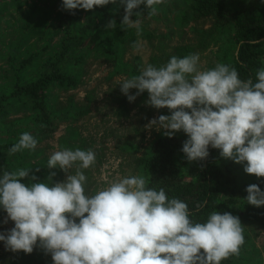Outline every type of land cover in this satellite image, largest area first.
I'll return each instance as SVG.
<instances>
[{"label": "clouds", "instance_id": "9594fccd", "mask_svg": "<svg viewBox=\"0 0 264 264\" xmlns=\"http://www.w3.org/2000/svg\"><path fill=\"white\" fill-rule=\"evenodd\" d=\"M163 2L63 0L62 9L74 15L72 10L78 8L123 6L121 27H135L141 36L140 21L130 19L134 10L143 4L151 17ZM105 27L115 29L116 21L110 20ZM248 43L264 42L253 38ZM132 47L139 49L140 42ZM199 62V53H190L182 58L172 56L159 67L148 64L139 75L122 81L120 90L129 102L147 91V105L169 109L170 115L153 118L146 128L163 129L169 138L183 131L188 138L181 151L189 163L205 160L211 146L220 150L221 157L244 164L246 174L264 177V67L255 71L253 80L241 79L229 64L201 69ZM130 89H137L135 95L129 94ZM37 144L33 135L24 132L9 154L34 150ZM95 161L91 149L54 152L47 161L49 169L59 167L68 173L78 166L75 174L51 186L21 183V178L29 177L27 168L3 172L0 206L7 213L4 223L14 222L13 228L0 233L6 250L31 254L39 241L53 264H221L230 256H239L245 237L238 216L215 210L205 222H196L186 202L170 199L164 188L148 187V179L141 175L113 181L88 195L87 177L81 169ZM55 175L51 172L49 181ZM246 191L248 204L264 206V191L258 184L248 185ZM202 207L197 205V210Z\"/></svg>", "mask_w": 264, "mask_h": 264}, {"label": "rangeland", "instance_id": "374dc122", "mask_svg": "<svg viewBox=\"0 0 264 264\" xmlns=\"http://www.w3.org/2000/svg\"><path fill=\"white\" fill-rule=\"evenodd\" d=\"M222 1L232 10L246 8L258 12L264 8V0ZM62 2L0 0V96L13 89L16 73L27 79L38 76L42 65L60 49L70 20L66 15L72 14L62 9ZM156 7L157 14L150 17L142 4L130 17L140 21L141 36H137L135 27H121L123 6L110 3L93 10H72L75 12V55L64 64L63 70L76 84L55 83L46 90L50 123L23 110L0 119L2 145L8 144L10 139L17 143L24 132L38 141L34 150L25 149L15 154L0 151V176L4 171L27 168L29 177L20 181L26 185L45 182L51 186L63 182L67 175L75 174L78 164L65 173L59 167L49 169L47 161L51 154L64 148L91 149L96 153L95 163L81 169L87 177L85 191L88 195L124 177L143 176L140 160L156 139L165 136L163 129L157 130L155 126L149 129L146 125L153 118L171 113L167 108L147 105V91L129 102L120 90V83L139 75L143 67L151 64L153 56L171 53L179 45H196L202 38L207 40V48L198 52L201 69L222 63L226 53L234 51L233 23L219 25L214 19L197 17L192 0H164ZM136 12L141 15L136 16ZM113 19L115 29H107L105 26ZM137 41L141 47L134 49L132 45ZM136 92L137 89L129 90L130 95ZM175 135L187 137L183 131ZM219 169L223 179L245 199V212H264V206H252L245 198L250 184H258L264 191V177L246 174L244 164L223 157ZM51 172L56 175L49 181ZM33 175L38 178L36 181L31 180ZM6 217L7 213L0 206V233L14 227L11 220L4 223ZM241 223L246 241L234 264H264V224L256 220ZM0 264H53V261L51 254H45L40 248L39 241L31 254L6 250L4 242L0 241Z\"/></svg>", "mask_w": 264, "mask_h": 264}, {"label": "trees", "instance_id": "16d2710c", "mask_svg": "<svg viewBox=\"0 0 264 264\" xmlns=\"http://www.w3.org/2000/svg\"><path fill=\"white\" fill-rule=\"evenodd\" d=\"M192 1L197 17L214 19L219 25L233 23L234 51L226 53L222 63L235 67L241 79L252 77L255 80V71L264 67V43L250 45L248 41L254 38L264 42V8L258 12L246 8L232 10L222 0ZM66 18L70 20L66 26L65 37L60 44V49L42 65L40 74L27 79L23 78L20 73H16L13 89L0 96V119L11 112L23 110L25 113L31 111L33 116H40L44 118L43 121L50 123L46 90L55 83L71 86L76 84V81L66 75L63 70L64 64L69 63L75 55L73 49L74 15L67 14ZM241 41H244L242 45ZM206 48L207 40L202 38L196 45H179L174 47L171 53L153 56L151 64L159 67L166 64L172 56L182 58ZM213 67L214 65L208 69ZM186 139L187 137L174 135L172 138L162 136L154 141L150 151L140 160L143 176L149 181L148 187L157 190L164 188L170 199L178 198L186 202L193 213L191 219L196 222H205L208 215L216 210L220 213L230 212L238 216L240 221L256 220L264 224V212L260 210H246L245 212V199L237 194L230 182L223 179L219 169L222 160L220 150L209 146V156L205 160L189 163L181 151ZM14 144L12 139L6 145L0 143V151L9 152ZM193 170L195 174L192 175ZM199 204H203V207L197 210ZM244 237L246 241V235ZM235 258L237 256H230L222 260L221 264H234Z\"/></svg>", "mask_w": 264, "mask_h": 264}]
</instances>
